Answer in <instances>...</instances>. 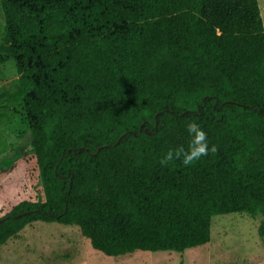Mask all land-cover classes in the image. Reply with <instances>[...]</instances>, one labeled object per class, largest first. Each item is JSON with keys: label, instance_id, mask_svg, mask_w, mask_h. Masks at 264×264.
<instances>
[{"label": "trees", "instance_id": "trees-1", "mask_svg": "<svg viewBox=\"0 0 264 264\" xmlns=\"http://www.w3.org/2000/svg\"><path fill=\"white\" fill-rule=\"evenodd\" d=\"M0 7V63L13 59L19 74L0 104L23 105L42 193L0 216V245L43 220L78 225L107 255L184 251L209 242L214 214H264L258 0ZM193 121L218 150L161 165L169 150L188 149Z\"/></svg>", "mask_w": 264, "mask_h": 264}, {"label": "rangeland", "instance_id": "rangeland-1", "mask_svg": "<svg viewBox=\"0 0 264 264\" xmlns=\"http://www.w3.org/2000/svg\"><path fill=\"white\" fill-rule=\"evenodd\" d=\"M264 24V0H258ZM0 7V40L3 32ZM13 59L0 63V98L18 87ZM0 216L17 202L42 196L40 176L30 156L31 133L22 103L0 104ZM2 120V121H1ZM264 214L225 212L211 217L209 242L184 251L134 250L107 255L94 248L76 224L35 220L0 245V264H264Z\"/></svg>", "mask_w": 264, "mask_h": 264}, {"label": "clouds", "instance_id": "clouds-1", "mask_svg": "<svg viewBox=\"0 0 264 264\" xmlns=\"http://www.w3.org/2000/svg\"><path fill=\"white\" fill-rule=\"evenodd\" d=\"M189 133L192 135V140L187 150L183 146L169 150L161 159V165H167L173 159L182 157V163L185 166L192 165L198 161L202 156H206L209 151L216 152L218 149L216 145H212L209 149L207 134L201 129L196 122H191L187 126Z\"/></svg>", "mask_w": 264, "mask_h": 264}]
</instances>
